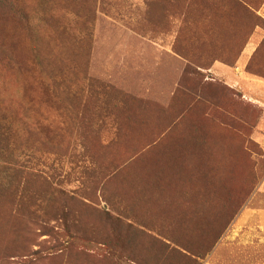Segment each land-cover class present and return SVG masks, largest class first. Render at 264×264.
<instances>
[{
  "label": "rangeland",
  "instance_id": "374dc122",
  "mask_svg": "<svg viewBox=\"0 0 264 264\" xmlns=\"http://www.w3.org/2000/svg\"><path fill=\"white\" fill-rule=\"evenodd\" d=\"M264 0H0V264H264Z\"/></svg>",
  "mask_w": 264,
  "mask_h": 264
},
{
  "label": "crops",
  "instance_id": "0c3cea01",
  "mask_svg": "<svg viewBox=\"0 0 264 264\" xmlns=\"http://www.w3.org/2000/svg\"><path fill=\"white\" fill-rule=\"evenodd\" d=\"M262 228H264V223L259 226V229H262Z\"/></svg>",
  "mask_w": 264,
  "mask_h": 264
}]
</instances>
